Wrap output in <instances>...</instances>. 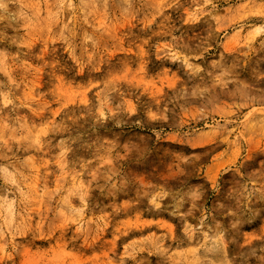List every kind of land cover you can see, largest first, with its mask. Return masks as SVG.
Here are the masks:
<instances>
[{"label": "rangeland", "instance_id": "rangeland-1", "mask_svg": "<svg viewBox=\"0 0 264 264\" xmlns=\"http://www.w3.org/2000/svg\"><path fill=\"white\" fill-rule=\"evenodd\" d=\"M0 264H264V0H0Z\"/></svg>", "mask_w": 264, "mask_h": 264}]
</instances>
